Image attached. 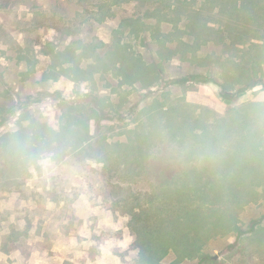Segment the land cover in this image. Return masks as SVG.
<instances>
[{"label": "rangeland", "instance_id": "1", "mask_svg": "<svg viewBox=\"0 0 264 264\" xmlns=\"http://www.w3.org/2000/svg\"><path fill=\"white\" fill-rule=\"evenodd\" d=\"M161 1L0 0V264H264V0L192 59Z\"/></svg>", "mask_w": 264, "mask_h": 264}, {"label": "trees", "instance_id": "2", "mask_svg": "<svg viewBox=\"0 0 264 264\" xmlns=\"http://www.w3.org/2000/svg\"><path fill=\"white\" fill-rule=\"evenodd\" d=\"M124 1L128 2V1H133V0H124ZM136 1H138V3L142 5L152 4V2H149L150 0H136ZM237 1L238 0H200V3H199V0H189L188 3L186 2L187 8L181 11L180 8L177 9V7L170 6V4L176 5L178 0H162L159 5L154 6L153 9L151 10L148 9L144 13V15L139 16L134 21L128 20V22L130 21V24L126 25V27L132 28L133 26V30H139V31L141 30L142 32H145V30L150 31L149 32L150 39H155L158 42H163V41L170 42L172 39H176L175 35L184 34L187 36L188 42L189 41L191 42L190 43L185 42L187 44L185 43H180V44L183 46L184 45L187 46V48H190L189 53H191V59H192V58H195L196 52L200 48V46L206 43L207 44L211 43L213 45L226 44L225 40H223L224 37L221 36V30H220L221 26L220 25L222 24L220 23V19L218 18L219 15H220L219 17H222V16L225 17L223 26L226 27V32L229 34L228 38H230V41L232 42L229 45L231 46L236 41H239L241 44H243L244 41L240 40L239 39L240 37H238L239 40L238 39L236 40L235 37L231 39L232 37L231 33L233 31L239 32V33L241 32L242 35L244 36L243 33H245L248 29H250V28H247L248 24H250L253 20L251 21L250 19L251 15L248 16L249 19H247L245 16L246 14L245 10L247 9L248 11H250L248 7L249 5L246 4V3L250 4V0H241V3L239 5L237 4ZM163 4H167V6ZM180 6H181V3H180ZM216 7H218V12L216 13L217 15L213 14V11ZM147 18L155 20V24L152 26L151 24L152 21H151L148 25H146L142 20L147 19ZM132 23H135V26ZM164 23L171 24L175 32L174 33L169 32L165 34L164 33L162 34L160 32L159 34H155L158 31L157 30L155 32L156 28L159 29L161 25H163ZM217 23L220 27L219 26L215 27ZM179 24L183 26L182 31H180L181 29H179L180 28ZM237 26H241L243 30H238ZM151 27L153 30H151ZM257 36L258 38L256 39L261 40L259 39V35ZM140 40L142 43H146L144 38L142 39L140 38ZM116 44H119V43L117 42ZM188 45L190 47H188ZM254 46H258V45H254ZM117 50L125 52L127 48L115 47L112 52L116 53ZM184 50H185V47H184ZM186 50H189V49H186ZM134 58L136 59L137 57L134 56ZM123 63L124 62H122V64ZM134 63L139 67L150 65V64H146L145 60H143L142 58L141 59L137 58ZM153 67H154L153 69L156 72H158V67L156 66H153ZM252 74L254 75L255 73H252ZM254 86L255 84L250 85V87L252 88ZM119 203L118 205H120ZM122 204H123L122 205L123 207L127 208L125 209L127 214L130 215L131 227L135 229L134 224H138L139 222H142V220H140V219H143L141 215L145 214L144 213L145 211L143 210V208H141L142 210L138 211V213L135 212L133 207L129 205L132 203L127 202V201H123ZM151 208H152L151 210L154 213L160 212L158 208H153V207ZM149 212L147 214H149ZM145 216L147 215L145 214ZM159 224L162 225L161 221L159 222ZM138 236H142V235L138 233ZM161 239L162 238H158L157 241Z\"/></svg>", "mask_w": 264, "mask_h": 264}, {"label": "crops", "instance_id": "3", "mask_svg": "<svg viewBox=\"0 0 264 264\" xmlns=\"http://www.w3.org/2000/svg\"><path fill=\"white\" fill-rule=\"evenodd\" d=\"M258 43H260V45L262 44L261 41H259ZM262 90H264V87L262 89H255L254 87L250 88V90H249L250 98L247 99V101H245L244 103H257V104H259V106H261V109H263L264 108V96H263L264 92H262ZM242 93H246V91L242 92ZM192 96H193L192 94L189 95L186 103H214L211 100H205L204 98L201 99L200 97L196 99V98H193ZM260 116H262V115H260ZM257 123H259V122H257ZM262 135H263L262 133L255 134L256 139H260L262 137Z\"/></svg>", "mask_w": 264, "mask_h": 264}]
</instances>
